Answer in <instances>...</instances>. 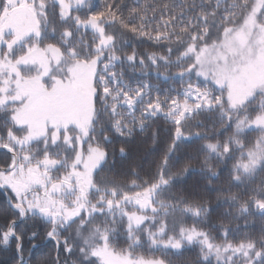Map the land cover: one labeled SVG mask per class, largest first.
I'll use <instances>...</instances> for the list:
<instances>
[{
	"label": "snow or ice",
	"instance_id": "6c2138e0",
	"mask_svg": "<svg viewBox=\"0 0 264 264\" xmlns=\"http://www.w3.org/2000/svg\"><path fill=\"white\" fill-rule=\"evenodd\" d=\"M0 251L264 264V0H0Z\"/></svg>",
	"mask_w": 264,
	"mask_h": 264
},
{
	"label": "trees",
	"instance_id": "16d2710c",
	"mask_svg": "<svg viewBox=\"0 0 264 264\" xmlns=\"http://www.w3.org/2000/svg\"><path fill=\"white\" fill-rule=\"evenodd\" d=\"M162 86L166 87L167 85H162ZM158 125L161 127L163 126V120L162 119L160 121H158ZM138 140H139V136H137V141ZM133 143H135V141ZM146 147H147V145H144V147L140 148L139 150L134 149L130 153L128 160L124 162L125 169L127 168L128 164H132L133 166L139 165L140 167H147L148 166V164L151 162L153 154L146 152V150H145ZM129 179H131V177H129ZM233 191H235V189H233ZM212 195L214 198L215 194H212ZM225 207H227V206L225 205ZM252 219H253V217H249V220H252ZM213 220L214 221L216 220L215 216L213 217ZM223 222L228 223V219L225 218ZM243 223H244L243 220L237 221L232 226L235 227V224H240L241 228H243ZM213 234H215V232ZM117 246L118 247H126V245H124L122 243L118 244ZM139 251H141L144 254H147L145 249H141ZM10 258H11V254L9 252L0 251V264H9Z\"/></svg>",
	"mask_w": 264,
	"mask_h": 264
}]
</instances>
